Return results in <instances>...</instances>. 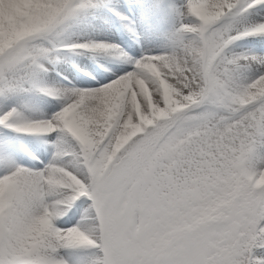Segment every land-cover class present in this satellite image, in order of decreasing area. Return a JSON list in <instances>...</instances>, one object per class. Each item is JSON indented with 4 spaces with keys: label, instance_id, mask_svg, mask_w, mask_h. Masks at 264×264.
Returning <instances> with one entry per match:
<instances>
[{
    "label": "snow or ice",
    "instance_id": "6c2138e0",
    "mask_svg": "<svg viewBox=\"0 0 264 264\" xmlns=\"http://www.w3.org/2000/svg\"><path fill=\"white\" fill-rule=\"evenodd\" d=\"M94 6L59 0L43 34L0 54V95L21 89V69L43 70L50 49L38 38ZM168 7L155 0L152 14L163 20ZM183 9L170 54L121 50L133 70L102 87L41 89L63 101L50 119L28 120L16 108L0 116L16 133L59 134L43 169L0 161L11 169L0 177V264H67L60 250L80 247L97 250L91 264H264V54L233 48L264 37V17L243 22L264 13V0H187ZM181 54L191 66L180 67L186 79L177 83ZM121 86L120 106L106 118L105 99ZM154 109L166 115L154 119ZM82 198L92 201L88 227L57 226Z\"/></svg>",
    "mask_w": 264,
    "mask_h": 264
},
{
    "label": "bare ground",
    "instance_id": "6f19581e",
    "mask_svg": "<svg viewBox=\"0 0 264 264\" xmlns=\"http://www.w3.org/2000/svg\"><path fill=\"white\" fill-rule=\"evenodd\" d=\"M32 1H36L35 4L31 3ZM37 1H40V0H23V1L21 0V1L12 2L10 4H7L5 2L1 3V9L4 11V14H3V12H0V52L6 48L5 47L6 43L8 41L12 40L11 38L14 36V34L17 35V33H20L18 35V37L16 38V40H12L13 44L12 45L9 44V46H13V45L16 46V45L22 43L24 40L26 41L29 39H34V38L40 36L41 34H43L45 29L47 28V25L45 26V28L42 27V30L39 31L36 28H39L41 25L37 26V24H41L43 20H46V21L51 20V18L55 15V13L57 11L56 10L55 12H51L52 11L51 8L53 6H56L57 3L59 2V0H43V1H46V3H43V2L41 3V2H37ZM123 1H125V0H123ZM141 1L143 2L144 5H146L145 0H141ZM85 2L83 1V3H85ZM126 2H128V1H126ZM186 2H187V0H174L173 6H170V11H171V13L174 17L173 19L175 21L174 26H178L179 28L181 27L182 21L186 22L185 17H182L180 15V12L182 10H184L183 6L186 4ZM241 2H243V0H241ZM106 4H107V2H106ZM110 4H111V2H110ZM143 4H142V6L139 5V6H134V7H130V6L126 7L127 12L129 14H131L134 21L136 20V21L141 22L145 19L146 14H147V8ZM20 5H23V6H20ZM111 5H113V4H111ZM91 8H93V7H91ZM17 9H22L18 13V15L21 14L20 18L22 20H17V22H16V20H14L13 22H10V20L8 21L9 18L7 19L5 17V15H7L9 13V11L11 12V11H15ZM114 10H115V8H114ZM119 13H122V11H120ZM203 14L207 15L206 12H204ZM90 15H91L90 14V7H86L84 9H81L72 19H70L64 26H62V27H64L63 33L69 35V37L71 36L70 38H72V39L82 40V41H84L85 40L84 38H86L87 36H92V34H90L91 32L88 33V29L84 26L86 21L89 19ZM32 16H34L33 17L34 19L31 18ZM120 17L122 18L123 16H120ZM261 17H264V13H259V14L252 13L250 16H245L243 18V22L246 24H252V23L257 22V20H259ZM92 18H93V15H92ZM129 20H132V19H129ZM90 21H92L95 24V26L98 28L99 31L103 30L105 32V34H106L105 36L108 40H123V39L126 40V38H127V36H126L127 34H124L125 31L122 29L121 25H119L120 24L119 22H118L119 24L116 23L115 26L114 25L110 26V25H108V23L102 21L101 19L95 18V19H92ZM106 21H108V20H106ZM15 22H16V25L14 24ZM49 22L50 21L44 23V25L47 23L49 24ZM17 24H18V26H21V28H19L17 26ZM27 27L32 28V30L30 32L25 31V28H27ZM102 32L99 33L98 35H104V34H102ZM154 34L153 33L148 34V32L144 33L141 37L138 38L139 39L138 41H136L137 39H136V36L134 35L133 41H134L135 46H133V44H132V46H131V44L130 45L126 44L129 56L138 58L142 52H146L147 54H170L173 50V41L172 42H170V41L163 42V41H161L162 39L160 40L159 37L154 35ZM50 36L52 37L53 34H50ZM47 37L50 38L49 36H46V37H40L38 39H39V41L41 39L45 40V38H47ZM254 38H256V39L260 38L258 40L259 44H257L258 46L256 45V47H253L252 50L249 49L250 52L256 53V54H264V40H263L264 37H247V38L241 39L239 41H236L235 44L233 45L234 50L238 53L245 52L246 50L244 48H246L251 41H254ZM50 39L52 40L53 38H50ZM57 43H58V41H56V43H55L52 40V44L54 46ZM59 43H61V42H59ZM63 43H65V42H63ZM42 44H43V42H42ZM64 46H66V45H64ZM68 48L70 49L71 47H68ZM146 48H147V50H146ZM69 49L65 50L66 52L65 51L63 52L62 56L64 57V60L63 59L62 60L61 59L55 60L54 58H55L56 54L53 55V53L52 54L50 53L51 55L54 56V58L51 57V58L44 59L42 61L43 70H41V71L34 72L30 69H22V72L20 75L21 77H23V80H24L22 89H20L16 94H12V96H9V97L0 96V116L11 111L13 108H16L17 111L19 113H21L25 117V119H28V120L50 119L56 112L61 110V108L63 106V101H61L57 97L46 94L45 92L41 91V89L67 87L65 85H62L61 82H63V81L67 82L68 84H72V85H74V87L80 88V89H84V87L92 86V85L93 86L97 85V87L96 86L95 87L98 88V87H102V86L106 85V82H111L112 80H115L116 78L125 74L126 72H129L128 70L131 69V67H130L131 64L125 62V60L122 59L121 56L116 57V59L114 61H111V59H110V61L109 60H103L104 67H100L98 65H95L93 62H91L85 56V54H80L81 57L78 59V61H79L78 62V66H79V72L78 73L79 74H77L74 71V67L70 66V69H67V68H69V67H67V64L70 65L69 62L71 63V61L74 60V57H76L73 55L75 53H73V54L70 53ZM89 50H90L89 52H93L92 49H89ZM99 51L100 50H94V52L97 54H99L98 53ZM101 51L104 52L106 50H101ZM250 52H248V53H250ZM114 53L117 54L118 52H114ZM197 54H199V50H197ZM180 58H184L183 54L180 55L179 59ZM67 59H69V60H67ZM181 61L183 64L182 67H190L191 66L190 63L185 64L184 60H181ZM85 69H87L88 71ZM177 69H178V71H176V72L180 78L177 81V83H180V81L184 80L182 78L183 74L181 73L180 68H177ZM132 70H130V71H132ZM169 70L171 71V69H169ZM85 71H87V72H85ZM51 74H53L57 77L59 84L52 83V81H51L52 75ZM153 74L155 76H157V78H161L163 75L160 71L158 73L153 72ZM78 76H81L82 78H79ZM55 78H53V80ZM138 83H139V86L141 87L142 91L145 94H147V88L144 86L143 81H139ZM161 85L163 86L165 92L168 95L170 104H175L177 102L175 99V90L172 89L168 85V82L163 80V79H161ZM127 87H130V84ZM127 87H124V86L115 87V88H117V90L115 92H110V94L107 95V97L105 99V109H106L105 115H106V118H111V116L119 108L121 99H122L123 95L125 94V92L127 91ZM34 92H37V93L39 92V94H42L43 98H40L41 95H39L40 100L32 97V94ZM176 107L178 109L179 107H181V105L178 103L176 105ZM137 108H139V105H137ZM165 115L166 114L164 112H162L158 109H154V111H153V118L154 119L156 117L163 118V116H165ZM145 123H150V121H145ZM9 130H12V129L9 128ZM58 135H59L58 133L52 134V135H47V134H23V133H20V134L17 133L16 134V132L15 133L10 132L9 134H5L4 137L6 138V141H8V143H9L11 152H13L11 154L14 155V158L12 157L11 159L13 161H15V163H17V164L21 163V164H23L21 166L27 167L29 169H43V168H45L46 165H48L53 160L54 153L56 151V149L54 147V142L57 140ZM71 143L74 144L76 142L74 140H72ZM67 146L68 145H66V147ZM32 152L34 154H38L40 156V159L37 157H34L32 155ZM71 159H72L71 157H66L62 163L68 164V162ZM68 166L71 170V165L69 164ZM10 172H11L10 168L5 167L2 163H0V177H3L6 174H10ZM4 194H5V189L3 187H0V197H3ZM77 203H78L80 210L73 216L77 221H78V217H80V219L83 221L86 220L83 223L84 227L86 229L88 227V225L92 222L91 219L88 217V214L86 211L89 207V204H87L86 201H83V200H80ZM71 217H72V215L69 217V219H71ZM58 219L59 218H57V220ZM63 222H65V220ZM79 224H81V223L79 222L78 225ZM73 226H75V225H73ZM71 227L72 226L67 227V228H71ZM67 228H61V229H67ZM68 250L67 251L65 250L64 252H59V256L61 259L66 261L67 264H82L83 263V261L85 260V256H84L83 251L79 250L78 252H73V251L70 252Z\"/></svg>",
    "mask_w": 264,
    "mask_h": 264
},
{
    "label": "rangeland",
    "instance_id": "374dc122",
    "mask_svg": "<svg viewBox=\"0 0 264 264\" xmlns=\"http://www.w3.org/2000/svg\"><path fill=\"white\" fill-rule=\"evenodd\" d=\"M15 1H21V0H0V12H3V14H4V11L1 9V3H7V4H10V3H12V2H15ZM23 1V0H22ZM83 1L85 2V4H88V3H92V4H95V5H97V6H94L93 8H91L90 7V16H89V19L86 21V23H85V27L88 29V33H90V34H92V36H87L86 38H84L85 40H84V42H89V43H96V41H98V42H102L103 40H108L107 38H106V34H104V35H98L99 33H101L102 31H99L98 30V28L95 26V24L92 22V21H90V20H92V19H101L102 21H104V22H106V23H108V25H110V26H115L116 25V23H118L119 25H121V27H122V29L125 31V33L124 34H127L126 36H127V38H128V40H131V39H129L130 38V36H129V34L130 33H132V34H136L137 32H139V35L138 36H142L144 33H147L148 32V34H154V35H156V36H158L159 37V39L161 40V41H163V42H167V41H170V42H172V41H174V37H175V34H176V32L180 29L178 26H174V17H173V15H172V13H170V14H167V16L168 17H166L165 16V18L163 19V20H161V19H159V18H157V17H155L153 14H152V5H153V3L155 2V0H152L151 2V5H144L143 3H141V1L140 0H125V1H123V0H81L80 2L81 3H83ZM115 1V2H114ZM122 1H123V3L125 2L126 3V5H128V6H130V7H134V4H135V6H139V5H141L142 6V4L144 5V6H146V8H147V14H146V17H145V19L143 20V21H133V18H132V20L131 21H127V20H124V19H122L120 16H123V17H127L128 19L130 18L131 19V17L129 16V14H128V12L125 10L126 8L124 7V4L122 3ZM126 1H128V2H126ZM170 1V2H169ZM173 1L174 0H168V4H170V6H173ZM35 2L36 1H32L31 3H34L35 4ZM37 2H43V3H46V1H43V0H40V1H37ZM106 2H107V4H106ZM109 2V3H108ZM110 2H111V4H113V5H111L110 4ZM139 2V3H138ZM48 3V2H47ZM105 4V6H110V8L112 9L113 8V10H114V8H115V10H114V13H112V15H106L105 14V12L103 11V8H102V4ZM115 3V4H114ZM128 3V4H127ZM25 4V3H24ZM138 4V5H137ZM20 6H23V5H20ZM25 6V5H24ZM49 7V6H48ZM121 7V8H120ZM92 9V10H91ZM124 9V10H123ZM22 9H17V10H15V11H9V13L7 14V15H5V17L8 19V21L10 20V22H13L14 20H16V22H17V20H22L21 18H20V16H21V14L20 15H18V13L21 11ZM51 12H55L56 10H57V8H56V6H53L52 8H51ZM118 10V11H117ZM120 11H122V13H119ZM125 11V12H124ZM119 13L120 15L118 16V15H116V13ZM93 13V14H92ZM27 15V14H26ZM25 15V16H26ZM92 15H93V18H92ZM9 16V17H8ZM31 16V15H30ZM34 16H32L31 18L32 19H34L33 18ZM110 18V19H109ZM122 20H121V19ZM173 19V20H172ZM106 20H108V21H106ZM112 20V21H111ZM48 21H50V20H43L42 21V23L41 24H37V26H40L39 28H36V29H38L39 31H41L42 30V27L43 28H45V26L46 25H48V23L47 24H45L44 25V23H46V22H48ZM114 21V22H113ZM16 22L14 23L15 25H16ZM139 22V23H138ZM171 22V23H170ZM89 23V24H88ZM17 26H18V24H17ZM36 26V27H37ZM19 28H21V26H18ZM97 29H96V28ZM34 28V27H33ZM142 28V29H141ZM28 29V30H27ZM35 29V30H36ZM32 30V28H29V27H27V28H25V31H28V32H30ZM34 30V31H35ZM46 30V29H45ZM22 31V30H21ZM24 31V32H25ZM63 31H64V27H61V29L60 30H58V31H56L55 33H53V36L51 37L50 35H49V37L50 38H53L52 40H54L55 41V43H56V41H58V43L59 42H61L60 44L61 45H66L65 46V48H64V50H62V52H64L66 49H68V47H70L71 46V44H75V43H78V42H82V40H75V39H72V38H70L69 37V35H67V34H64L63 33ZM99 31V32H98ZM123 31V32H124ZM94 33V34H93ZM97 33V34H96ZM103 33H105L104 31L102 32V34ZM20 33H17V35L16 34H14V36L11 38L12 40H16V38L18 37V35H19ZM59 34V35H58ZM66 35V36H65ZM32 36V35H31ZM63 36V37H62ZM56 37V38H55ZM68 37V38H67ZM50 38H45V41L43 40V39H41L40 40V42L42 43L43 42V46L44 47H46V48H48V49H50L48 46H47V44L45 43L46 42V40L48 41L49 40V42L52 44V40L50 39ZM56 39V40H55ZM96 39H98V40H96ZM260 38H254V41H251L250 43H249V45L246 47V48H244L246 51L245 52H250V50L249 49H253V47H256V45L257 44H259V40ZM12 40H10V41H8L7 43H6V45H5V49L6 50H3V51H1L0 52V54H4L8 49H11L12 47H14L15 45H13V46H9V44H13L12 43ZM264 40V39H263ZM25 41V40H24ZM23 41V42H24ZM67 41V42H66ZM120 41H123V40H115V41H109V43L110 44H113V45H118L119 47L117 48V49H120V50H122L123 52H125V53H127L128 55H129V53H128V50H127V46L125 47V43H124V45H123V43L121 44L120 43ZM63 42H65V43H63ZM57 43V44H58ZM129 45L131 44V46H132V44L134 45V43L133 42H131V43H128ZM258 46V45H257ZM245 47V46H244ZM146 50H147V48H146ZM248 50V51H247ZM62 52L61 51H53L52 52V50L50 49V53L52 54L53 53V55H55V58H54V56L53 55H51L50 54V56L48 57V58H54L55 60H64V57L62 56L63 54H62ZM66 52V51H65ZM104 52H106V53H104ZM104 52H102L101 50L98 52L99 54H97V53H80V52H77V53H75V54H73L74 56H76V57H74V60H72L71 61V63L69 62V64L70 65H68L67 64V67H69V68H67V69H70V66H73L75 69H76V71H75V69H74V71L77 73V74H79L78 72H77V70L79 69V66H78V59L81 57V55L80 54H85V56L91 61V62H93L95 65H98V66H100V67H104V63H103V61L102 60H97L98 58L99 59H107V60H109L110 61V59H111V61H114L113 59L114 58H112L113 56L111 55V50H108V51H104ZM100 53H101V55H100ZM144 55L145 54H147L146 52H142ZM140 54L139 55V57L138 58H140L143 54ZM244 53V52H243ZM251 53V52H250ZM61 54V55H60ZM96 55L98 56V58L96 57ZM67 60H69V59H67ZM181 60H184V58H180L179 59V66L177 67V68H180V67H182V61ZM130 67H131V69H129L128 71H130V70H132L133 69V67L130 65ZM154 70H153V72H155V70H156V68H155V66H154V68H153ZM85 70H87V69H85ZM88 71V70H87ZM87 71H85V72H87ZM127 71V70H126ZM176 71H178V69H176ZM21 72H22V69L20 70V73H19V76L21 75ZM159 72V70L157 71V72H155V73H158ZM52 76V78H51V81H52V83H56V84H59V82H58V80H57V77L55 76V75H53V74H51ZM56 77V78H55ZM79 78H82L81 76H78ZM53 78H55L54 80H53ZM182 78L183 79H186V77H184V76H182ZM62 83V85H65V86H67L68 88H71L72 86L74 87V85H72V84H68L67 82H65V81H63V82H61ZM60 83V84H61ZM107 83H109V82H106V84ZM52 85V84H51ZM97 87V85H92V86H87V87H84V89H94V88H96ZM89 87V88H88ZM94 87V88H93ZM21 89H22V87H21ZM117 90V88H112L111 89V92H115ZM17 92H15V93H10V94H8V95H0V96H6V97H9V96H12V94H16ZM39 95H41V94H39V92L37 93V92H34L33 94H32V97H34V98H36V99H39L40 100V98H42V95H41V97L39 96ZM36 96V97H35ZM40 97V98H39ZM176 105L178 104L177 102L175 103ZM4 131H3V130ZM15 133L13 130H9V129H7V128H4V127H2V125H0V161H2L3 159H5V158H14V155H12L11 153H13V152H11V150H10V146H9V143H8V141H6V138L4 137V135L5 134H9V133ZM17 134V133H16ZM20 134V133H19ZM75 144V143H74ZM32 155L34 156V157H37V158H39L40 159V156L38 155V154H34L33 152H32ZM20 165H23V164H21V163H19ZM81 200H83V201H86V203L87 204H89V205H91V203H92V201L90 200V199H88V198H82ZM79 202V201H78ZM85 203V204H86ZM86 204V205H87ZM69 217L70 216H64V217H62V218H59L58 220H56L55 221V224L57 225V226H59L60 228H67V227H70V226H73V225H78V223L80 222H82L83 220H81L80 219V217H78V221L74 218V216L72 215V217H71V219H69ZM65 220V222H63ZM86 220H84L83 221V223L85 222ZM79 225H81V224H79ZM83 228H85L84 227V224H82L81 225ZM88 248V249H87ZM67 251L68 249H61L60 250V252H64V251ZM75 250V251H74ZM83 251V253H84V256H85V260L83 261V263L82 264H91V261L94 259V256H95V254H96V252L95 251H97L95 248H90V247H80V248H76V249H69L68 251H70V252H78V251ZM88 255V256H87ZM88 258V259H87Z\"/></svg>",
    "mask_w": 264,
    "mask_h": 264
}]
</instances>
